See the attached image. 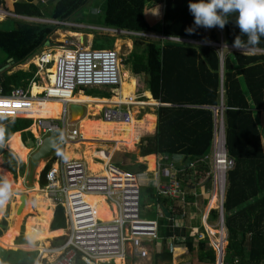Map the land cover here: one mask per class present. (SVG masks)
<instances>
[{"label":"trees","instance_id":"obj_1","mask_svg":"<svg viewBox=\"0 0 264 264\" xmlns=\"http://www.w3.org/2000/svg\"><path fill=\"white\" fill-rule=\"evenodd\" d=\"M92 1L56 0L52 3L49 18L56 21H70L77 14H82ZM35 2L36 0H26L23 3H12L5 0L1 3L7 11L17 15L46 19L44 5ZM189 2L190 0H107L103 24L111 29L157 33L210 44L187 45L171 42L163 44L153 40L149 41L141 51H133L132 58L126 59L127 63L130 61L133 63V69L130 65L125 66L124 60L121 59L123 72L131 78L127 88L128 99L137 98L139 103L144 100L146 94H149L152 102L159 101L166 105L157 110L156 135L142 139L141 155L142 157L152 154L169 155L175 160L186 156L189 157V163L199 165L211 151L216 123L214 110L200 107L216 108L223 105L227 151L236 162L235 169L228 175L229 189L225 202V224L229 242L225 264H264V148L260 122V113L264 112V55H247L236 51L224 53V76H222L221 48L213 44L226 43L227 46H234L235 39L241 35L239 27L234 22L235 16L232 17L233 21L221 29L222 35L218 26L199 27L194 33L189 34L186 29L195 27L194 16L189 11ZM58 29L59 27L50 24L25 21H20L15 29L0 28V50L6 61L13 59L15 66L22 65L39 53ZM241 39L247 42V36H241ZM111 45H114L113 40ZM248 48L264 50V37L258 45ZM5 65L3 63L0 68ZM35 72V66L31 72L19 71L11 75L7 71L3 72L0 86L5 94H10L14 88H27ZM142 75L147 77L145 83L138 81L137 77ZM37 85H32V94L36 93ZM136 89L138 93L143 94L138 95ZM84 101V103H92V101ZM39 104L36 103V108ZM29 114L35 118L33 111H29ZM30 128L36 133L37 147H39L42 138L37 126L33 125V120L0 119V155L3 157L4 168L10 170L15 178L18 176V171L20 176L24 175L26 165L16 160L14 154L27 162L28 157L22 148L31 153V148L37 143L36 137L29 131ZM6 143L8 150L5 149ZM202 165L205 172L210 171L208 163ZM138 166L139 173L147 169L144 164ZM49 169L50 166L41 176L40 188L47 185L45 174ZM22 179L19 183L24 185L26 179L24 177ZM182 185L186 189L195 187V185L187 186L188 183L185 181ZM252 186H254V196L247 195L246 192ZM144 193H150L159 205L170 203L166 198L163 199L155 193L153 188L144 189ZM255 196L262 199L248 209H238ZM193 199L197 197L189 194L186 204L191 203L189 201ZM170 204L175 205L172 202ZM213 214L218 217L216 210ZM28 215L29 212H26L24 218L26 219ZM24 223L25 220L22 221L21 226ZM65 228L64 211L58 207L52 229ZM179 248H185L189 253H193L195 251L193 239L189 238L183 244H176V252ZM205 248L206 242H201L199 260L210 259L215 263V250L210 248L204 253ZM12 254L14 253L9 252L6 257ZM32 256L35 260L37 253H33ZM156 256L162 261H167L171 259L172 254L163 251Z\"/></svg>","mask_w":264,"mask_h":264},{"label":"built area","instance_id":"obj_2","mask_svg":"<svg viewBox=\"0 0 264 264\" xmlns=\"http://www.w3.org/2000/svg\"><path fill=\"white\" fill-rule=\"evenodd\" d=\"M11 16L4 10H0V17L8 19ZM46 22L58 27L68 25L55 20H46ZM89 29L98 30L112 37L133 36L144 39H159L146 33L111 30L102 27H89ZM161 39L192 43L187 39L169 37H161ZM65 44L75 49H66L58 59L49 61L48 56L44 53L35 56L34 62H37L42 68L47 69L50 66L56 68L55 73L52 74L54 81L50 80V85L43 94L33 96L31 92L33 83L27 88H14L10 94H5L0 86V119L33 120V125L37 126L38 130L44 134L41 141L46 136L61 133L59 148L62 149L61 158L54 154L46 160L44 170L48 166L50 169L45 174L47 185L42 190L56 208L61 207L63 209L67 239L58 248L42 252L36 264H117L119 259L126 263L132 257L146 258L149 253L145 243H154L160 239V224L157 220L141 218L143 191L137 175L113 165H107V172L109 173L107 176L101 173L94 174L83 161L65 159L66 147L82 141L79 129L71 127V123L68 121L71 118V110L68 112V107L70 108L73 102L71 97L75 95L77 89L119 86L122 82V70L119 65L121 61L120 52L115 49L92 50L81 46L80 42L75 44L66 41ZM201 45L210 44L201 43ZM231 48L233 51L247 55H252L255 51V53L258 52V50L251 48L237 49L234 46ZM39 100L60 102L63 107L61 117L59 119L32 118L29 114L31 104ZM223 110L221 109L218 113L215 123L212 145L213 164L211 165L209 162L210 154L202 160V163H208L211 168L212 175L210 178L213 190L211 189L208 193L211 195V201L215 200L219 227L222 231L225 227L228 175L236 167L235 160L229 156L227 151ZM102 115L105 121L112 122L129 123L132 119L131 113L125 107H107ZM33 135L36 137V145H38V138L34 133ZM102 153L106 154L107 157L108 153L103 151ZM106 157L96 159L104 161ZM167 159L163 157L162 161ZM174 167L171 165L173 170ZM185 168H177L178 173L174 172L170 176L169 184L163 185L160 189L162 195H166L173 201L185 199V189H183L181 180L177 176L184 172ZM87 195L103 199L110 211L113 212L112 220L105 221L97 218L95 208L85 200ZM194 195L199 196L196 193ZM210 210L212 208L208 211ZM176 212V209L172 207L170 221L174 222L181 216ZM161 218H165L163 211H161ZM139 234H149L155 237L154 239H140ZM168 245L170 253H174V242ZM213 245L223 257L228 246L227 237L224 236L217 242L213 241Z\"/></svg>","mask_w":264,"mask_h":264},{"label":"rangeland","instance_id":"obj_3","mask_svg":"<svg viewBox=\"0 0 264 264\" xmlns=\"http://www.w3.org/2000/svg\"><path fill=\"white\" fill-rule=\"evenodd\" d=\"M106 3H107V0H93L85 8L86 10L91 11V12L89 14H88V12H85L88 15H82L81 13L77 14L72 20H70L72 23H74L75 27H62L61 26L60 27V32L59 31L55 32L53 34V36L51 37V39H50V41H51V43L53 45L51 47L48 46L47 48L48 49H51V48L56 49V53H55V55H56L59 50H64L65 41H67V40L74 41L75 39L79 40V37L76 38L75 36H73L72 34L67 32L66 30L76 31L79 34L84 35V41H85V42H83L84 46L85 47H91L92 50H112V49H114L115 44L118 45V43L120 42L117 39H121L123 41L126 40L125 42H121L120 50L117 49V51L120 52L121 59L124 60V65L125 66L126 65H130V67L133 69V63H131V61H130V63H127L126 59L129 58V57L132 58L131 54L133 53V51L134 52L137 51V50L141 51L142 49H144L146 44L149 41H153V38L140 39V38H136V37H132V36H130V37L129 36L112 37V36L105 35V34L99 32L98 30L89 29L88 26H95V27L105 28V26L103 24V16H104V11L107 8ZM52 5L53 4H51L48 8H46V17L45 18H46L47 21L51 20L49 18V14L51 12ZM2 19H4V17H0V21ZM46 20L45 19H36V20L31 19V20H29V21H31L29 23H36V24L43 23V24H45ZM20 21H25V19H22V18L21 19L9 18L4 24L0 25V28H2L4 30L15 29V28L18 27V24L20 23ZM25 22H27V21H25ZM47 24H50V23H47ZM50 25H52V24H50ZM81 25H83L84 27L81 26ZM219 31H220V34H221V29ZM153 34H157V33H153ZM112 40L114 41V45L113 46L111 45V41ZM117 45H116V48H117ZM214 46L218 47L215 44H214ZM67 48L68 49H75V48H69V47H67ZM230 51H233V49L232 48H225L224 53L227 54ZM255 52H254V54H257ZM46 55L48 56L47 58H48L49 61H52V59H56V58H54L56 56L54 54L52 55V53H47ZM133 55H134V53H133ZM4 62H5V56L2 53V51L0 50V64H2ZM137 78H138V81L141 82V83H145L146 80H147V77L145 75H142L141 77H137ZM130 83H131V78H130L129 75H126L124 77V85H123L124 87L123 88H125L127 90V88L129 87ZM38 85H41V84L38 83ZM44 86H46V85H44ZM111 89H112V87L82 88V89H77L75 91V96L77 94H79L80 91H82L84 94H90L92 97H100V98L101 97H109V98H112L113 95L111 93ZM120 90H122V89H120ZM136 92H137V89H136ZM120 93H121V91H120ZM137 94L141 95L143 93H137ZM120 95L122 96L123 94L121 93ZM148 95L149 94H146V97L144 98V100L140 101L139 103H137L138 102L137 98H133L131 100L129 99V101L133 103V107H132V110H131V117H132V113L134 111V108L137 109V111L139 112L137 115H135V118L137 120L143 119V121H144V118H145L144 116L146 115V113L155 112V110L157 109V106H156L157 103L152 102V100L150 99V97ZM88 98H89V96L85 95L84 99L82 97L80 99H83L82 101L84 102V100H86ZM141 102H144V104H141ZM39 103H40L39 107L35 108V110H33L35 112L34 113L35 119L42 118V116L40 117V115H41L40 114V107L41 106H48L50 104V103H46L48 105H44L45 104L44 102H39ZM54 104H56V103H54ZM56 105H58L60 107V114L55 115V114L51 113L50 115H48L47 118H44V119H59L61 117L63 107H62L61 103L60 104H56ZM31 107H32V104H31ZM34 107H36L35 104H34ZM83 107H84V110L86 112L85 118H93V117H91L88 114V112H89L88 105H85ZM30 110H31V108H30ZM69 111H70V108L68 107V112ZM100 115H98L96 118L103 121L104 118H103L102 112H101ZM81 117H82L81 113H76V116L74 117L75 120L73 119V122L78 121ZM93 119H95V117ZM74 127L79 129V123H75ZM138 127H139V124H138ZM138 131H140V133L143 132L142 134L139 133V137L143 136V138H145V137H148V135L149 136L154 135V132L149 133L146 128H142V129L140 128V129H138ZM41 132L42 131H40V134H42V135H40V136L42 138L44 136V134L41 133ZM124 132L126 133V131H124ZM34 134L36 135V133H34ZM80 137H79V139H80ZM21 138H22V136H21ZM143 138H141L140 141H142ZM136 142H135L136 144H134L133 146H130V147L120 146L121 147L120 148V152H117L119 147L117 149H115V151L113 152L112 156L116 152L117 153H116L111 165H113V166H115L117 168H120L121 170H124V171H126L128 173L137 175V177H138V179L140 181V186H141L142 191H143L142 192V200H141V218L145 219V220H157V221H160L159 216L161 215V211H160V207H159L158 203L156 202L155 198H152L150 196V193H147V194L144 193V189L146 190V188H151V187L155 188L157 186V184L155 183V179H156L155 175L149 174V173L154 172L156 170V172L160 175V177L162 175L161 180H163V182L165 184H169L170 176L174 172L175 173H178V172L176 170V166H175V168L173 170L171 167H169L167 165L168 161L171 160L170 158H168L169 160H167V161L166 160L162 161L163 158L160 159L159 157H156V159H157L156 162L157 163H156L155 169L154 170H150L149 166H148V162L144 159L145 157L143 158L140 155V157L142 159L139 158L141 144L139 143V141H136ZM108 143H110V142L108 141ZM37 146L38 145H36L33 148H31L30 157H31V155L33 153H35V151H37V149H38ZM97 147H98V149H99V147H103V148L105 147V149H107V147H108L107 150L109 152L112 151L111 145H106L105 146L104 144L103 145L99 144ZM98 149L95 152L96 153H101V150H98ZM74 152H75V154H78L77 150H74ZM61 154H62V149H59L55 153V156L61 158ZM212 155H213V150L210 153V159H209V162L211 163V165L213 164ZM14 156H15L16 160H18L19 162H22V163H24L26 165V171H25L24 175H22V176H20V173L18 171V176H17V178H15L14 174L12 172H10V170H8L9 171L8 172L7 170L4 169V167L2 166V159L0 158V186H2L4 182H7L8 185L10 186L9 191H8V192H10L8 194L9 197H8V199L6 201V205H5V210H6V207H7V211H6L5 215H4V217H2V219H0V220H2L1 221L2 223L0 222V231L2 230L4 234H7V231L11 229V224L13 222V220L11 221V219L14 216V210H15L16 203H17V201L19 199V196H21L22 193L24 194V192H30V191L27 190V188L25 186L26 182L24 183V191H22L21 189L15 190L13 188V186L15 187L14 183L20 185L19 182H21L23 180L22 179L23 177L27 180V176H28V173H29V162H30V159H28L27 162H24L21 159H19L15 154H14ZM176 159H179V157H176ZM46 162L47 161H44L45 165H46ZM94 162L99 164V165L102 164L101 161H98V160H95V159H94ZM138 163L144 164L146 167L148 166L147 169L145 170L146 173H144V174L143 173H139ZM201 163H199V165L196 164V163H189V164L187 163L188 165L183 163L185 165V167H186L185 171L181 172L180 174L177 175L181 179V182H180L181 184L185 181L186 183H188L187 186L195 185V187H192V188L188 187V189H186V187L184 185H182L183 189H185V192L192 193V191H194V193H196V188H199L198 191L201 194L199 196H197V199H199L197 204L200 207L199 208L200 211H198L195 208V211L193 212L194 214L197 213L198 215H201L202 212H205L207 210V208H211V207L212 208H214V207L216 208L215 200L211 201V195H209V194L207 195L206 194V191H207L208 188L205 187L207 182H209V181L212 182L211 178H210L211 175H212L211 174V168H210L209 172H205V170H203V165H202L203 163L202 164ZM159 165H160V167H159ZM44 168H45V166H44ZM41 173L38 176V178H36V183H38V184H40L39 180H41ZM100 173L103 174V171H101ZM32 187L33 186H29V188H32ZM39 187H41V186H39ZM211 188H212V183H211L210 189ZM228 189H229V182H228ZM212 190H213V188H212ZM43 193L45 194L44 191L42 192V194ZM30 195H31L32 198L30 200L29 207H28V210H27L29 212V215H28V217L26 219H24L25 220V223H24L25 225L27 224L28 218L37 216V210H36V208H34V199H33L34 195L31 192H30ZM10 196H11V198H10ZM163 196L161 195V197L163 199H165V198L168 199L166 195L164 196L165 198ZM185 198H186V196H185ZM210 201H211V203H210ZM170 202L174 203L171 199H170ZM204 202H205V205H203ZM175 203L177 205H179L176 201H175ZM206 205H207V207H206ZM56 209L57 208L54 205L53 212L54 211L56 212ZM185 209H187V208H185ZM3 223H5L7 225V227ZM24 227H25L24 225L21 226V228L26 230V228H24ZM164 228L167 229L166 227H164ZM24 230L21 229V233L24 232ZM211 231H212V235L214 236L213 237V241L214 242H217V240H220L221 238H224V236L228 237V232H227V228L226 227H225V230L222 231L221 227H219V225H218L217 228L211 229ZM64 234H62V235H60L58 237H62V236H64ZM164 234H166V230H165ZM17 235L15 233H13L12 239L14 237H16ZM141 235H143L142 236L143 239H154L153 237H155V236H153V237L152 236H148L149 234H141ZM4 237H5V235H4ZM213 241H212V239L210 240V245L211 246L213 245ZM14 242H15V238L13 239V243ZM18 242H19V240L16 241L15 244H17ZM57 242H58V244H57ZM13 243H11L10 245L8 244L9 246L7 245V247H5V248L14 250V248H17V245H13ZM39 245L40 246L42 245L43 249L46 248V247L47 248L49 247L51 249L52 247L58 248L61 244H59L58 238H55V239L50 240V245L48 243L44 244L43 242H40ZM37 247H38L37 244L30 245V246H28L26 248V250L30 251V252L34 251V252H38L39 253L41 250H39ZM154 251L155 250H152V248H150V256H149V259H147V261H145L146 262L145 264H152L153 263L154 254H155ZM17 253L18 254H15V256L14 255H10L8 257H5V259L3 260V262H1V264H13V262H14L13 259H15L18 262H21V264H22V260L25 257H24L22 252H17ZM150 259H152L151 263L148 262V260H150ZM28 261H29V259H28ZM143 261H139L138 259H135L134 257H132L131 259H129L126 262V264H142V263H144Z\"/></svg>","mask_w":264,"mask_h":264},{"label":"crops","instance_id":"obj_4","mask_svg":"<svg viewBox=\"0 0 264 264\" xmlns=\"http://www.w3.org/2000/svg\"><path fill=\"white\" fill-rule=\"evenodd\" d=\"M5 0H0V10H4L5 12H7V13H9L10 15H12L11 17H9V18H12V19H25V21H29V17H17V16H20V15H17V14H15V13H13V12H10V11H7L6 9H5V7L3 6V4L1 3V2H4ZM9 1H11L12 3H23L24 1H26V0H9ZM56 0H36V4H42V5H44L45 6V9L46 8H48L52 3H54ZM52 2V3H51ZM46 11V10H45ZM85 12H88V14L91 12V11H88V10H84L83 11V13H82V15H88V14H86ZM8 18V19H9ZM8 19H2L1 21H0V23H5ZM66 22H69V25H72V26H64V27H75V25H74V23H72L71 21H66ZM3 23V24H4ZM45 24H47V23H45ZM80 25V24H79ZM88 27H95V26H88ZM105 28H107V27H105ZM108 29H111V28H108ZM115 29V28H114ZM57 31H59L60 32V27H59V29L57 30ZM56 31V32H57ZM67 32H69L70 34H72V33H77L76 31H71V30H66ZM79 34V33H78ZM158 35H160V34H158ZM76 38H78V37H76ZM80 38V37H79ZM82 38H84V35H83V37H81V40H82ZM117 40H119L120 42H125L126 40H121V39H117ZM50 43H51V41H49ZM82 42H85V41H82ZM53 44L51 43L50 44V47L52 46ZM116 45L117 44H115V47H114V49L115 50H117V48H116ZM225 44H223V45H221L220 47H221V49H223V51L225 50ZM48 46H47V43H46V45H45V47L43 48V49H41V51H39V53H37L36 55H34L32 58H30L26 63H24V64H22V65H18V66H15V64H12L11 62H10V60H5V66L4 67H6V66H8V65H11V67H10V69H8L7 70V72H8V74L9 75H11V74H13V73H16V72H19V71H24V72H31V69H33V66H35L36 67V72H35V74H34V77H33V79L30 81L31 82V84L30 85H32V83L33 84H38V83H40L41 85H37V90L38 91H40V94H42L41 93V91H42V89H43V87H44V85H46L47 87H49V84H50V80H51V73H49L50 72V69L52 68V66H50V67H48L47 69H44V68H42L41 66H39V64L37 63V62H34L35 61V56H37V55H39V54H47V53H52V55L54 54L55 55V53H56V49H54V48H51V49H48L47 48ZM85 47V46H84ZM85 48H91V47H85ZM226 48H228V47H226ZM251 49H254V48H251ZM256 50H258V52H257V54H263L264 55V50H259V49H256ZM3 64V63H2ZM2 64H0V66L2 65ZM3 67V68H4ZM3 68H0V79H1V82H2V79H3V76H2V69ZM6 72V71H5ZM44 82V83H43ZM1 85V84H0ZM125 88H122V90H121V92H122V97L123 98H125V97H127V95H128V92H127V90L125 89ZM119 90H120V88H118V89H111V93H112V95H113V97L112 98H114V97H117L118 96V94H119ZM224 92V91H223ZM138 93V92H137ZM39 94V95H40ZM89 96V98L88 99H86L87 100V102L88 101H92V103H84L82 100L84 99V96ZM81 97H83V99H80ZM112 98H104V97H92L90 94H84L82 91H80L79 92V94H77L76 95V97H75V99H74V101L72 102V104L73 103H76V104H80V106H85V105H88V107L90 106V105H92V106H98V107H101V110L102 111H100L99 112V115L101 114V112H102V114H103V112H104V109H106L107 107H103V106H108L109 105V101L112 99ZM128 99V98H127ZM39 102H42V101H34L33 102V104H32V107H31V110H29V111H33V110H35V108L36 107H34V104H35V106H36V103H38L39 104ZM159 102V101H158ZM157 102V103H158ZM71 104V105H72ZM222 104H223V102H222ZM44 105H48V104H44ZM99 105H101V106H99ZM143 106V105H142ZM163 106H166L165 104H162L161 106H157V109L155 110V112H148V113H146V115H148V114H152L155 118H156V122H155V128H154V135H152V136H155L156 135V133H157V126H158V114H157V110H158V108L159 107H163ZM223 106V105H222ZM221 106V107H222ZM39 106L37 105V108H38ZM144 107V106H143ZM221 107H200V108H210V109H212V110H214V113H215V120H216V118H217V116H218V113L220 112V110H221ZM103 108V109H102ZM224 108V107H223ZM135 109V108H134ZM215 109H217V111L215 110ZM128 111L131 113V111H130V109H128ZM34 112V111H33ZM35 113V112H34ZM82 113H83V115H82V117L78 120V121H76V122H73V120H72V118H70V119H68V121H70V123H71V127L73 126H75V123H79V124H81V122L85 119V115H86V112H85V110H84V112L82 111ZM88 114H89V112H88ZM87 114V115H88ZM145 115V116H146ZM223 115H224V110H223ZM101 116V115H100ZM144 116V117H145ZM223 118L225 119V115L223 116ZM105 123H107V122H110V121H105V120H103ZM260 122H261V125H262V142H263V148H264V112H261L260 113ZM139 133H140V131H138ZM42 133V132H41ZM143 133V132H142ZM42 135V134H41ZM21 136H22V132H21ZM148 137H149V135H148ZM141 138H143V136L142 137H139V143L141 144ZM21 140H22V138H21ZM22 143H23V141H22ZM98 143H101V145H111V148L114 146V143H108V142H105V141H100V142H98ZM97 143V144H98ZM24 144V143H23ZM73 144H75V143H73ZM69 146V145H68ZM66 147V150H65V156H66V153L67 152H70L71 154H72V156H76V155H79V151L77 150V152H78V154H75V152H74V148L73 147ZM120 148L121 147H119V149H118V151L117 152H120ZM5 149H7V143H6V145H5ZM107 149H108V147H107ZM107 149H105V147L103 148V147H99V149L98 150H101V151H103V152H107L108 154H107V157H106V159L104 160V162H102V160H101V162H102V164L101 165H105L106 163V165H111L112 164V161H113V159H114V157H115V155H116V153L109 159V161H107V158H108V155L110 154L109 153V151H107ZM8 150V149H7ZM110 150V149H109ZM211 151H212V148H211ZM211 151H210V153H211ZM140 153H141V146H140ZM209 153V154H210ZM152 155H155L156 157H159L160 159L161 158H170L171 160H169V159H167V160H169L168 161V163H167V165L169 166V167H171V164H173L174 166H176V170H177V168L179 169V168H181V167H185L184 166V164H189V157H186V156H184V157H182L181 159H179V160H175V158H173V157H170L169 155H156V154H152ZM150 156V155H149ZM147 157V156H146ZM0 158L2 159V166H3V157H2V155H0ZM139 158H141L140 157V155H139ZM65 159H67L66 157H65ZM142 159V158H141ZM76 160V159H75ZM95 160H97V159H95ZM166 160V161H167ZM82 161V160H81ZM98 161H100V160H98ZM156 161H157V159H156ZM86 165L88 164V163H86L85 161H83ZM187 162V163H186ZM157 163V162H156ZM184 163V164H183ZM97 164V163H96ZM124 164V163H123ZM138 164H141V163H138ZM187 164V165H188ZM99 165V164H98ZM88 166V168H90V166H89V164L87 165ZM4 167V166H3ZM148 167V166H147ZM175 168V167H174ZM5 170H7L8 171V169H6V168H4ZM209 169H210V166H209ZM9 172V171H8ZM143 174L144 173H146V172H142ZM42 174V173H41ZM149 174H153V175H155V177H156V179H155V183L157 184V186L154 188V187H151V188H153L154 189V192L155 193H157V194H159L160 196L162 195V193L160 192V189H161V187L163 186V185H165V183L163 182V180H161V177H162V175H161V177H160V175L156 172V170L154 171V172H151V173H149ZM134 175H136V174H134ZM27 179H28V176H27ZM36 183V182H35ZM208 183V189H207V191H206V194L208 195L209 193H208V191H210L211 189H210V186H211V183H209V182H207ZM14 185H17L19 188H22V189H24V185H18V184H15L14 183ZM40 185V184H39ZM207 185V184H206ZM206 187V186H205ZM198 189L199 188H196V194H198V195H200L201 193H199V191H198ZM253 190H254V186H252L250 189H249V191L248 192H246L247 193V195H252V196H254V192H253ZM189 194H191L192 195V197H195V193H194V191H192V193H187L186 192V198L185 199H179V200H175L179 205H177L176 203H175V201H173L174 202V204L175 205H173V204H170L171 202H170V198H168V199H166V200H168V202H170L169 204H167V205H164V204H158L159 205V207H160V211H162V205H164L170 212L172 211V207H173V209L175 208L176 209V213L177 214H179V215H181L176 221H170V219H169V223H168V225H165V218H161V215L159 216V218H160V221H158L159 222V224H160V227H159V240H157V241H155L154 242V244L153 243H150V242H147V243H145V247H147V251H148V253H149V255H148V257H146V258H137V257H134L135 259H138L139 261H143L144 263H142V264H145L146 262L145 261H147V259H149V256H150V248H152V250H155L154 252H155V254H154V261H153V263L152 264H225V256H226V252L224 253V255H223V257H221L220 256V254L216 251V249L214 248V246L212 247L211 245H210V240L212 239V241H213V235H212V231H211V229H215V228H217L218 227V225H219V216L218 217H215L214 216V214H213V211L214 210H216V208L214 207V208H212V210H210V211H208L210 208H207V210L205 211V212H202V214L201 215H198L197 213L196 214H194L193 212L195 211V208L198 210V211H200V207H199V205L197 204L198 203V201H199V199H193L192 201H189V202H191V203H188V204H186V199H187V196ZM203 194V193H202ZM210 195V194H209ZM163 196V195H162ZM90 197V199H91V201H93L94 203H96V204H99V205H102V203H105V201H103V199H99V198H97V197H92V196H89ZM164 197V196H163ZM244 197V196H243ZM10 198H11V196H10ZM165 198V197H164ZM95 199L96 200H100V201H95ZM262 198H260V197H251V199H249V200H247V202L245 203V204H243V206H240L238 209H248V207H251V205L253 204V205H255L256 203L255 202H257V201H260ZM249 201V202H248ZM106 204V203H105ZM203 205H205V202L203 203ZM8 206V205H7ZM179 209V211L177 210V208ZM198 206V207H197ZM206 207H207V205H206ZM209 207V206H208ZM185 208H187V209H185ZM6 211H7V207H6V210H5V212L2 214V216H1V218L0 219H2V217H4V215H5V213H6ZM109 211H110V209H109ZM26 212H28V211H26ZM111 212V211H110ZM112 213V216H113V212H111ZM218 213V212H217ZM14 217V216H13ZM54 218H55V211H54V213H53V218H52V220L50 221V224H49V229H50V232L51 233H57V232H61V235H62V232H63V234L65 233V236L67 235V228H65V229H59V230H53L52 229V223H53V220H54ZM24 219L25 218H23V220L22 221H24ZM198 219V220H197ZM13 220V218L11 219V221ZM2 220H0V222H1ZM2 223V222H1ZM22 224V223H21ZM24 228H26V225L24 224ZM6 227H7V225H6ZM11 227H12V224H11ZM164 227H166L167 229H165ZM21 229L22 230H24L23 228H21V226H20V228H19V233H18V235L16 236V237H14L15 238V242L13 243V239H12V243H13V245H17V248H14V250H11V249H8V248H5V247H7L6 245L7 244H4V239H5V237L8 235V233H9V231L11 230H8L7 231V234H4L3 233V231L1 230L0 232H1V234H0V246L1 247H3V248H5V249H7L8 250V253L9 252H12V253H14V254H12V255H14L15 256V254H18L17 252H22L23 253V255H24V259L22 260V264H24V263H29V264H36L37 262H38V260H39V258H40V253H42V252H44V251H47L48 250V248L46 247V248H44L43 249V246L41 245H39L40 244V242H31V241H29L26 237H25V231L26 230H24V232H22L21 233ZM165 230H166V234H164V232H165ZM218 231V230H217ZM228 232V231H227ZM24 233V234H23ZM4 235H5V237H4ZM58 236H60V235H58ZM58 236H55V237H53L52 239H55V238H58V240H59V244H63L64 242H65V240H64V237L62 236V237H58ZM148 236H154V235H148ZM25 237V238H24ZM154 238V237H153ZM161 238H162V240H161ZM189 238H191V239H193V246H194V249H195V251L193 252V253H189L188 252V250L187 249H185V248H179V250L176 252V250H174V253H171L172 254V257H171V259L170 260H167V261H162L159 257H157L156 256V254H160V253H163V251L167 254V253H170V251L168 250V244L169 243H173L174 242V245L176 246V244H183V243H185V242H187V240L189 239ZM52 239H50V240H52ZM19 240V242L17 243V244H15L16 243V241H18ZM50 240H47V243L50 245ZM227 240H228V237H227ZM49 241V242H48ZM201 242H206V248H205V250H203L204 251V253H206L210 248H213L214 250H215V252H216V262L215 263H212L211 261H210V259H205V260H202V261H200L199 260V258H198V255H199V253H201V251H200V247H201ZM47 243H44V244H47ZM229 243V242H228ZM11 244V243H10ZM35 244H37L38 245V249L39 250H41L39 253L38 252H30V251H27L26 250V248L28 247V246H30V245H35ZM57 244H58V242H57ZM153 246H152V245ZM48 245V246H49ZM60 245V246H61ZM9 246V245H8ZM54 247H52L51 249H53ZM46 249V250H45ZM50 249V248H49ZM226 251H227V249H226ZM8 253H7V255H8ZM33 253H37V256L34 258L35 260H33L32 258H33V256H32V254ZM28 259L29 260H33L32 262H30V261H28ZM131 259V258H130ZM151 260L152 259H150V260H148V262H150L151 263ZM13 264H21V262H18V261H16L15 259H13ZM137 263V262H136ZM124 264H126L125 262H124Z\"/></svg>","mask_w":264,"mask_h":264},{"label":"bare ground","instance_id":"obj_5","mask_svg":"<svg viewBox=\"0 0 264 264\" xmlns=\"http://www.w3.org/2000/svg\"><path fill=\"white\" fill-rule=\"evenodd\" d=\"M17 17H21V16H17ZM22 17H24V16H22ZM33 20H36V18H33ZM59 22L69 25V22H65V21H59ZM45 23H47V22L45 21ZM61 26L64 27L67 25H61ZM111 30L128 31V32H134V33H143V32L129 31V30H122V29H111ZM146 34H150V35H154L155 37H158L159 39L153 38V40L160 41L163 44L167 43V42H171V43H180V44H187V45H201V43H202V42H199V41L194 40V39L179 38V37H178L179 39H187L189 41H192V43H183V42H179V41H167V40L161 39V37H169V36H165L162 34L157 35V34H152V33H146ZM72 35L75 37H80L79 40L75 39L74 41H71V40H67V41H71L75 44L80 42V45L84 46V44L82 42V41H84V38H82V41H81V37H83L82 34L72 33ZM171 37L177 38V37H173V36H170L169 38H171ZM140 39H144V38H140ZM65 43H66V41H65ZM67 47L74 48V47L66 46V44H65L64 50H59L57 52V54L55 55L56 57H54V58L58 59L62 54H64V51L66 49H68ZM120 47H121V42L118 43L117 49L120 50ZM119 65L121 68V61L119 62ZM55 69L56 68L53 67V68H51V70L49 72V73H51L52 82L54 81V77L52 74L55 73ZM121 70H122V68H121ZM126 75L127 74L124 73L122 70V82L119 86L112 87V90L118 89V88L122 89L124 87L123 86L124 85V77ZM46 88H47V86L43 87V89L41 91L42 94L44 93ZM120 91L121 90H119L118 96L112 98L109 101V105L105 106V107H116V108L125 107L127 109H130V111H131L132 107H133V103L130 102L129 99H127L128 95H127V97L123 98L120 95L122 93V92L120 93ZM39 94H40V91H37L35 94H33V96L36 97ZM75 97H76L75 95L72 96L71 100L74 101ZM42 102L50 103V104L48 106H41L40 107V114H41L40 117L42 116V118H47L48 115H50L51 113H53L55 115L60 114V107L58 105H56V104H60V102L52 101V100L42 101ZM54 103H56V104H54ZM72 105L78 106L80 104L73 103ZM158 105L159 104L157 103L156 106H158ZM88 109H89V115L93 118L95 117V119L85 118L81 122V124H79V132L82 135V141H79L75 144H71L68 146V147H73L74 150H78L79 155L72 156V154L70 152H67L65 157L67 158L66 160H68V161L75 160V159L85 161L86 163L89 164V166H90L89 169L92 173L99 174L101 171H103V175L107 176V175H109V173L107 172V165H106L107 163L105 165H98L94 162V159H96V158L102 157L104 159V157H106V154H103L102 152L101 153L95 152L98 149L97 146L99 144H101L98 142H100V141L108 142L109 141L111 143H114V146L111 148L112 151L109 152L110 154L108 155V158H107V161H109V159L112 157V154L115 151V149H117L120 146L130 147V146H133L134 144H136L137 143L136 141H139L138 140L139 139L138 129L146 128L149 133L153 132L154 128H155L156 118L152 114H148L145 116L144 121H143V119L137 120L135 118V115H137L139 112L137 111V109H134V111L132 113L131 122H129V123L112 122V121L104 123L102 120L96 118L99 115V112L101 111L100 107L90 105L88 107ZM76 113H81L83 115L82 111L75 109L73 111V113L71 111L72 120L73 119L75 120L74 117L76 116ZM138 124H139V127H138ZM124 131H126V133ZM140 134H142V133H140ZM22 150H23L24 154L28 157V159H30V153L24 148H22ZM144 159L148 162L149 169L154 170L155 166H156V156L150 155V156L145 157ZM171 165H173V164H171ZM44 166H45V163L42 162L40 164L38 170H37L36 178H38V176L42 172ZM38 185L39 184L36 183L33 185L32 188H29L27 180L25 183L27 190L30 191L31 193H33V195H34V197H33L34 208H36V210H37V216L28 218V220H27L25 236L31 242L47 243V240H50L55 236L61 235V232H57V233H51L50 232L49 224L53 218L54 204L47 197V195H45L44 193H43L44 195L42 194L43 191ZM13 188L15 190L21 189L22 191H24V189L19 188L17 185H15V187L13 186ZM30 192H24V194L27 195V202H26V205H25L23 211L18 214V210L22 205L21 196L19 197V199L16 203V206H15V210H14L12 227H11V230L9 231L8 235L4 239V244L10 245V243L12 242L13 233H15L16 235L19 233V228L21 226L24 215H25L26 211L28 210L29 203H30V200L32 198L30 195ZM9 193L10 192H8V194ZM8 194L6 196L0 195V217L5 212L6 201L9 197ZM89 196L90 195L85 196V200L95 208L96 217L100 218L102 220H105V221L112 220L113 217H112V213L109 211V207L105 203H102V205L94 203L93 201H91ZM100 200L95 199V201H100ZM62 234H63V232H62ZM142 236L143 235H141V234L138 235V237L140 239H143ZM63 237H64V240L67 239L65 234ZM123 263H124V260H122V259L117 260V264H123Z\"/></svg>","mask_w":264,"mask_h":264},{"label":"clouds","instance_id":"obj_6","mask_svg":"<svg viewBox=\"0 0 264 264\" xmlns=\"http://www.w3.org/2000/svg\"><path fill=\"white\" fill-rule=\"evenodd\" d=\"M189 11L194 16L195 24V27L186 29L189 34L194 33L199 27L213 28L218 26L223 29L225 25L233 21L232 17L235 16L234 22L241 32V35L234 41L235 48L246 49L249 46L258 45L261 38L264 37V0H198V2H191L190 0ZM31 19L33 18L29 20ZM241 36H247L246 43L241 39ZM224 47H227L226 43ZM209 183L211 182L209 181ZM9 188L8 183L4 182L0 186V195L6 196Z\"/></svg>","mask_w":264,"mask_h":264},{"label":"water","instance_id":"obj_7","mask_svg":"<svg viewBox=\"0 0 264 264\" xmlns=\"http://www.w3.org/2000/svg\"><path fill=\"white\" fill-rule=\"evenodd\" d=\"M50 42H47V46H50ZM224 44V43H222ZM221 44V45H222ZM221 45H217L220 47ZM229 47V46H227ZM223 49H221V59H222V76H224V58H223ZM10 62L14 64L13 59H10ZM11 65H8L2 69V73L10 69ZM0 84H1V79H0ZM158 106H161L162 103L158 102ZM75 109H78L80 111L84 112V107L83 106H76V105H71L70 110L73 111ZM221 109H224L223 106ZM217 111V109H215ZM60 140H61V133H54L53 135L46 136L41 142V145L38 147L37 151L33 153L30 157V162H29V173H28V185L33 186L36 182V176H37V170L40 166V164L49 158H51L60 148ZM141 155V153L139 154ZM142 156V155H141ZM21 201L22 205L18 210V214L21 213L26 205L27 202V195L22 194L21 195ZM162 211L165 216V225H168L169 219L171 217L170 211L162 205ZM8 250L0 246V264L3 262L5 257L7 256Z\"/></svg>","mask_w":264,"mask_h":264}]
</instances>
